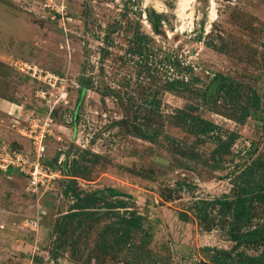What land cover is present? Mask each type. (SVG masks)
<instances>
[{"label": "rangeland", "instance_id": "1", "mask_svg": "<svg viewBox=\"0 0 264 264\" xmlns=\"http://www.w3.org/2000/svg\"><path fill=\"white\" fill-rule=\"evenodd\" d=\"M151 10L166 17L157 34L146 18ZM137 28L153 38L142 50L147 62L152 66L162 59L156 82L140 71V56L126 52ZM173 60L179 66L168 64ZM23 61L65 77V89L18 74L13 64ZM189 73L198 78L192 84L205 91L202 96L161 89L164 79L184 81ZM219 76L231 79L244 95L254 90L258 96L243 124L224 116L230 111L225 100L212 102ZM81 81L88 87L75 107ZM40 90L52 93L49 102L36 94ZM155 90L164 114L194 105L195 113L219 126L215 132L221 138L236 134L218 169H208L214 147L209 135L196 138L164 124L163 131L179 145L199 153L190 171L176 167L175 155L160 137L153 144L117 123L131 102L135 105L125 116L136 114L142 122ZM0 92L12 100L8 111L0 110V141L28 154L31 143L20 129L31 122L43 126L50 134L44 137L41 161L55 156L61 168L66 158L70 171L63 179L59 171L60 180L38 196L25 191L22 175L0 171V264H206L215 249L227 251L235 262L236 252L258 254L262 246L231 250L229 213L219 219L215 205L200 219L195 201L232 195L236 171L251 160L261 165L256 178L264 181V0H0ZM69 187L99 196L98 207L75 215L81 218L80 231L71 222L76 231L68 230L57 246L58 225L68 221L62 214L71 203ZM116 200H133L142 216V231L131 233V241L121 246L115 245L113 230L128 214L109 207ZM178 211L187 218L178 219ZM252 214L248 229H259L264 208L253 203ZM91 216L97 219L87 228ZM143 231L150 235L146 245L140 244Z\"/></svg>", "mask_w": 264, "mask_h": 264}, {"label": "trees", "instance_id": "2", "mask_svg": "<svg viewBox=\"0 0 264 264\" xmlns=\"http://www.w3.org/2000/svg\"><path fill=\"white\" fill-rule=\"evenodd\" d=\"M147 21L151 26V30L157 34L161 29V23L163 18L166 19L164 14L151 10L149 14H146ZM135 31L130 38V46L126 49V52L131 55L140 56V64L138 67L140 71H145L147 77L151 78L152 81L156 82V72L157 65L162 63V59L157 60L156 62L152 61L153 64L151 66L150 63L147 62L146 54L142 53V50L146 48L149 41H153V38L140 32L139 28ZM206 46H210L214 48V45L210 42L205 43ZM151 50V49H150ZM152 51V50H151ZM107 53V50L104 49L103 55ZM144 54V55H142ZM150 54V53H149ZM169 65H177L179 66V62L177 60H173L172 62H168ZM191 66H185L187 69H191ZM183 69V68H181ZM17 72V71H15ZM20 74L19 72H17ZM22 75V74H20ZM189 79L184 80L178 78L164 79L162 82V90L169 91L172 93L180 94L182 92H187L189 95L192 94L193 97L199 95L202 96L205 91H201L198 87L194 86L198 78L196 76H192L191 73L188 74ZM24 77H27L23 75ZM34 82V81H31ZM35 83V82H34ZM81 85L78 88V93L76 97V105L78 106V102L80 101V97L84 92V89L87 88L88 84L86 82L81 81ZM233 81L225 76H219L217 81L213 83V92L216 93V96L212 98V102H215L222 98L229 106V112L224 113L226 118L233 120L237 124H243L245 118L249 114L250 108H255L258 105V96L256 95L254 90H251L248 94H243L240 92V89L232 87ZM158 91L155 90L152 94V98L149 101V108L146 110L145 115L142 117V122H137L136 114L132 116H125L128 114V109H131V106H134V102L129 103L124 107L123 118L117 121L119 124L127 125L131 130L132 134L141 140H145L150 143H155L157 137H160L165 141V145L167 146V150L175 155L177 164L176 167L183 168L186 170L192 171L194 169V163L200 157L199 153L193 150L191 147H186L185 145H179V141L170 136L168 133L163 131L164 124L171 125L173 127L181 128L185 132L195 136L196 138L202 136H211L214 142V147L209 151L208 157L211 159V163L208 165V169L216 170L219 168L221 161L223 160L224 154L229 150L232 142L236 138V134L234 132H230L226 138H221L218 135V132H215L218 129V125L213 121L206 119L200 116L198 113L193 111L195 109L194 105H188L180 108H174L168 114H164L160 108V100L155 97ZM211 94V92L207 93ZM154 96V97H153ZM0 98L12 101L9 96H5L2 92H0ZM137 106V105H136ZM135 106V108H136ZM123 109V108H122ZM73 115H76V109L73 112ZM136 119V120H135ZM8 146V144H7ZM9 147V146H8ZM10 148V147H9ZM55 157V156H54ZM49 158L42 161L44 165H47L52 168H57L61 173V179L64 176H70L68 174L70 171L66 167V158L63 160L62 167H58L55 165L56 158ZM205 163V162H204ZM261 165H259L258 161L251 160L250 163L245 164L243 167L239 168L234 175V180H232V195L222 194L220 197L212 198V199H199L195 201L196 206L198 207V203L200 207L195 213L200 219H206L208 216L207 208L212 206H218L219 211V219H222L225 214L229 213L230 220L227 224L228 230V239L233 241V245L231 246V250H236L239 245H253L256 247H261L258 254L256 255H245L240 252H236V256L239 259L235 262L227 251L215 249L213 255L209 260V263L206 264H264V223L259 229L253 228L248 229L251 220L253 219L252 208L253 203H257L264 208V181L256 178V171L260 169ZM16 172L11 168H7L5 173ZM23 176V175H22ZM24 178V176H23ZM60 180V178H57ZM57 182L56 180L54 183ZM176 184L174 189L179 190L180 186ZM110 193H112V188L109 189ZM115 191V190H114ZM113 191V192H114ZM69 196L71 197V203L69 204L67 211L68 213L62 214V217L66 222H62L58 225V229L56 230L60 241L57 246L62 244V237L67 236L68 230H73L75 232V228L71 229V222H76L78 228L77 231H80V219H74L75 215H87L90 214L92 209L98 207L97 205L94 207L95 202L99 200V196L97 198L94 196L92 192H86L81 195V191L69 187L68 190ZM120 195H128L124 192H117ZM231 194V193H230ZM133 200L130 204L123 202V200H116L114 204H110L109 207H121L128 215L120 216V219L117 220L118 228H114L113 232L116 231V234L113 236L114 243L116 246L124 245L131 241L130 234L133 232L142 231L141 219L142 216L135 210ZM129 209V210H128ZM77 210V211H76ZM177 218L180 220H185L187 218L186 212L178 211ZM87 223L84 226H91L95 220V216H91ZM86 229V227H84ZM247 227L246 231H243ZM82 228V229H83ZM106 228V227H105ZM83 232V230H82ZM144 232V237H142L141 245H146L149 241L150 235ZM77 233V232H76ZM146 235V236H145ZM101 246H105L106 243L104 238H101ZM73 243H76L75 241ZM221 255V256H220ZM53 259L56 258L55 255L52 256Z\"/></svg>", "mask_w": 264, "mask_h": 264}, {"label": "built area", "instance_id": "3", "mask_svg": "<svg viewBox=\"0 0 264 264\" xmlns=\"http://www.w3.org/2000/svg\"><path fill=\"white\" fill-rule=\"evenodd\" d=\"M13 67L20 73L28 75L46 84L50 89L56 87L64 90L66 78L58 76L53 72L38 68L34 64L27 62H16ZM39 92L41 99L49 102L52 93L44 90ZM42 95V96H41ZM48 96V97H47ZM47 97V98H46ZM20 134L25 136L31 143V151L25 154L20 151L10 149L6 143L0 141V171L5 172L7 168L21 173L24 176L25 191L29 195L38 196L51 188L54 180L59 177V170L44 165L41 158L44 155L45 145L43 143L46 134H50L49 129L38 126L32 122L28 126H22ZM2 226V225H0Z\"/></svg>", "mask_w": 264, "mask_h": 264}, {"label": "crops", "instance_id": "4", "mask_svg": "<svg viewBox=\"0 0 264 264\" xmlns=\"http://www.w3.org/2000/svg\"><path fill=\"white\" fill-rule=\"evenodd\" d=\"M3 102H5L7 104H5ZM8 102L9 101L0 98V110L8 111V109H9L8 104H12V103H8Z\"/></svg>", "mask_w": 264, "mask_h": 264}]
</instances>
